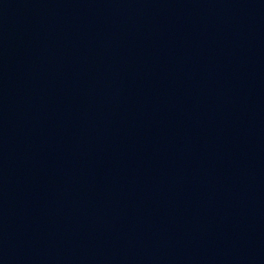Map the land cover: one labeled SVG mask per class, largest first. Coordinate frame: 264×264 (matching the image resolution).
I'll return each instance as SVG.
<instances>
[{
	"label": "water",
	"instance_id": "95a60500",
	"mask_svg": "<svg viewBox=\"0 0 264 264\" xmlns=\"http://www.w3.org/2000/svg\"><path fill=\"white\" fill-rule=\"evenodd\" d=\"M0 264H264V0H0Z\"/></svg>",
	"mask_w": 264,
	"mask_h": 264
}]
</instances>
